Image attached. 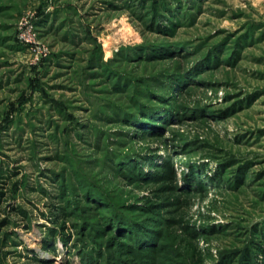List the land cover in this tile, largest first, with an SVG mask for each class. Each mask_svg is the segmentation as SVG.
Here are the masks:
<instances>
[{"label": "rangeland", "instance_id": "374dc122", "mask_svg": "<svg viewBox=\"0 0 264 264\" xmlns=\"http://www.w3.org/2000/svg\"><path fill=\"white\" fill-rule=\"evenodd\" d=\"M251 260L264 0H0V264Z\"/></svg>", "mask_w": 264, "mask_h": 264}, {"label": "trees", "instance_id": "16d2710c", "mask_svg": "<svg viewBox=\"0 0 264 264\" xmlns=\"http://www.w3.org/2000/svg\"><path fill=\"white\" fill-rule=\"evenodd\" d=\"M131 231L134 232V234L131 232V234H130L129 236L131 237V240L134 241V240H135V237L137 236V235H136L137 233L135 232V231H136L135 229H134V231H133V229H132ZM132 235H133V236H132ZM152 238H153V237H152ZM140 241H141V240H140ZM140 246L142 247V245H140ZM155 248H157V247L153 246L152 249L154 250ZM247 264H256V263H255V261L253 262V261L251 260V261H248Z\"/></svg>", "mask_w": 264, "mask_h": 264}]
</instances>
